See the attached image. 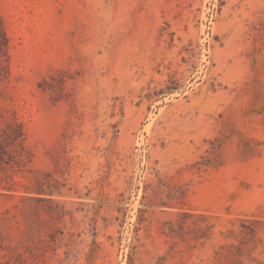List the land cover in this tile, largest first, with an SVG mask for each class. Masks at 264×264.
<instances>
[{"label": "rangeland", "instance_id": "1", "mask_svg": "<svg viewBox=\"0 0 264 264\" xmlns=\"http://www.w3.org/2000/svg\"><path fill=\"white\" fill-rule=\"evenodd\" d=\"M0 264H264V0H0Z\"/></svg>", "mask_w": 264, "mask_h": 264}]
</instances>
